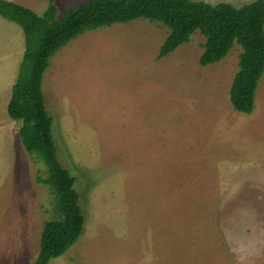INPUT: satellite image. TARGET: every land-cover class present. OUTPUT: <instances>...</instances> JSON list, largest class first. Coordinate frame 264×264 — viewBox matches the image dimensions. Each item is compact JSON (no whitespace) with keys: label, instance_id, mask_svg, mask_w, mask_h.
<instances>
[{"label":"rangeland","instance_id":"rangeland-1","mask_svg":"<svg viewBox=\"0 0 264 264\" xmlns=\"http://www.w3.org/2000/svg\"><path fill=\"white\" fill-rule=\"evenodd\" d=\"M29 1L39 16L50 5ZM89 1L55 4L63 15ZM194 1L242 8L257 0ZM168 36L139 19L88 31L52 58L44 97L86 225L49 264H264V75L254 112L239 113L231 89L242 47L202 67L200 32L159 60ZM5 41L7 33L0 62L18 50L16 39L6 54ZM11 95H0V264H31L56 199L42 183L45 165L23 145L22 122L8 114Z\"/></svg>","mask_w":264,"mask_h":264},{"label":"trees","instance_id":"trees-1","mask_svg":"<svg viewBox=\"0 0 264 264\" xmlns=\"http://www.w3.org/2000/svg\"><path fill=\"white\" fill-rule=\"evenodd\" d=\"M39 16L22 5L0 0V14L24 31L26 52L13 87L8 114L22 122L19 130L27 152L46 167L43 184L55 195V218L45 223L38 258L31 264H49L64 256L80 240L86 225L77 179L60 160L54 137V119L43 91L44 77L55 55L88 31L129 24L139 19L160 23L169 36L160 49L162 60L191 43L197 33L205 37L202 67L224 61L239 45L240 70L231 89L235 111L250 115L264 75V0L242 8L232 4L211 5L194 0H90L69 8L63 15L49 0Z\"/></svg>","mask_w":264,"mask_h":264},{"label":"crops","instance_id":"crops-1","mask_svg":"<svg viewBox=\"0 0 264 264\" xmlns=\"http://www.w3.org/2000/svg\"><path fill=\"white\" fill-rule=\"evenodd\" d=\"M3 1L13 2L16 4L22 5L26 8L28 7L27 5H30L29 0H3ZM28 9H31V8L28 7ZM9 22H11L13 24H11ZM0 23H1L0 24V36H2L3 33H7L9 36V39H11V41H12L11 43H9L7 41L4 42V44L6 43L4 45V50H6L5 51L6 54H8L10 50L14 49V48H11V46L16 39L18 40V46H17L18 50H17V52L14 53L15 56L12 58H10V57L4 58V60H2L3 62H0V65H1L0 70H8L7 67L12 69V71L9 70L7 72L2 73L3 76L8 77V80L2 86H0V95L1 94L2 95L3 94L9 95L11 93V91H13V87L16 84L15 82H16V80H18L19 74H20V71H18L17 76L16 75L13 76L16 65H17L18 61H20V55L19 54L22 53L23 54L22 57L24 59V55H25L26 50L24 49L23 33L20 32V30L17 27L19 25L12 22V21L4 19L1 14H0ZM15 33H18V36L14 39ZM5 39H8V38L6 37ZM25 44H26V40H25ZM20 49H21V51H20ZM9 61H11V62H9ZM21 65H22V63H21ZM11 98H12V95H11ZM4 101H5V103L2 104V106L6 105L7 100H4ZM10 101H11V99H10ZM10 101H9V103H10ZM8 106H9V104H8Z\"/></svg>","mask_w":264,"mask_h":264}]
</instances>
